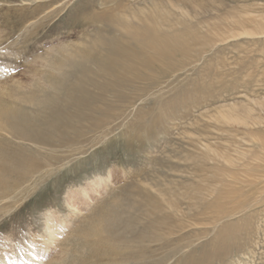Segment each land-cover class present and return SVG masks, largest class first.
Returning <instances> with one entry per match:
<instances>
[{
  "label": "rangeland",
  "instance_id": "rangeland-1",
  "mask_svg": "<svg viewBox=\"0 0 264 264\" xmlns=\"http://www.w3.org/2000/svg\"><path fill=\"white\" fill-rule=\"evenodd\" d=\"M121 16L187 52L0 189V264H264V0H0V114L40 115L45 74ZM146 193L161 212L133 208ZM108 228L121 247L101 259Z\"/></svg>",
  "mask_w": 264,
  "mask_h": 264
},
{
  "label": "bare ground",
  "instance_id": "bare-ground-1",
  "mask_svg": "<svg viewBox=\"0 0 264 264\" xmlns=\"http://www.w3.org/2000/svg\"><path fill=\"white\" fill-rule=\"evenodd\" d=\"M141 21L131 23L122 16L107 17L104 27L95 36L88 35L85 43L71 47L59 65H54L56 71L47 72L40 84L44 88H40L42 98L36 105L40 106L42 115L30 116L15 102L3 117L0 114V189H14L43 169L46 162L43 164L40 156L49 159L52 152L79 144L88 131L83 127L87 121L91 123L90 129L103 128L107 122L102 117L113 118L121 114L112 104L114 101L109 103L111 97L118 102L127 101L126 88L146 80L153 82V73L169 67L178 54H186L187 49L181 46L183 43H179L177 36L161 33L146 19ZM3 132L9 137L4 136L3 139ZM97 179L98 183H109L108 179L100 176ZM86 192L85 196L88 195ZM163 202L146 193L135 200L132 207L142 209L146 206L150 211L161 212ZM157 223L161 226L165 221L163 218L162 222L153 220L147 229ZM48 233L51 234L50 229ZM97 236L99 238L93 242L92 249H96L94 252L101 259L120 249L114 228H108ZM130 254L134 256L133 252ZM94 259L98 261L96 256Z\"/></svg>",
  "mask_w": 264,
  "mask_h": 264
}]
</instances>
